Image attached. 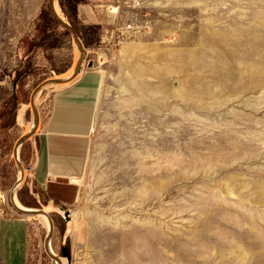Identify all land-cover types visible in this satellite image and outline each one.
Instances as JSON below:
<instances>
[{
    "label": "rangeland",
    "instance_id": "obj_1",
    "mask_svg": "<svg viewBox=\"0 0 264 264\" xmlns=\"http://www.w3.org/2000/svg\"><path fill=\"white\" fill-rule=\"evenodd\" d=\"M91 2L96 22L71 28L101 76L85 171L47 209L22 138L48 114L49 64L79 47L27 52L48 0H0V220H27V264H264V0ZM22 188L46 215L16 210ZM23 243L2 221L0 262Z\"/></svg>",
    "mask_w": 264,
    "mask_h": 264
},
{
    "label": "crops",
    "instance_id": "obj_2",
    "mask_svg": "<svg viewBox=\"0 0 264 264\" xmlns=\"http://www.w3.org/2000/svg\"><path fill=\"white\" fill-rule=\"evenodd\" d=\"M89 3L92 4L91 0ZM77 12L78 18L83 22H96L90 4L80 5ZM70 50L71 67L59 75L60 83L51 82L54 88L50 92L48 114L28 138L31 146L28 176L45 199L44 203H39L47 209L59 202L70 203L74 198L76 181L85 171L89 136L101 83V76L97 71L81 69L83 58L81 60L80 51L77 49L75 52L72 47ZM2 221H18L24 228V243L15 255L4 253L5 258L7 257L6 264H27V220L6 218L0 220V226ZM10 242L8 236V248Z\"/></svg>",
    "mask_w": 264,
    "mask_h": 264
},
{
    "label": "trees",
    "instance_id": "obj_3",
    "mask_svg": "<svg viewBox=\"0 0 264 264\" xmlns=\"http://www.w3.org/2000/svg\"><path fill=\"white\" fill-rule=\"evenodd\" d=\"M66 3V4H65ZM88 4V0H59V5L62 9L64 16L67 18L69 22V27L73 30H78V26L81 24L80 19L78 18L77 8L80 5ZM35 29H38V41H36L35 37L29 39V42L26 46V51L31 52L36 49H41L45 54L47 60L52 61L53 55H59V49L61 47L60 39L64 37L70 36V31L67 27L61 25L53 16L50 7L42 6L39 13L36 15L35 19ZM55 26H62L63 32L56 33L53 37L52 35H44V30L49 31V28H54ZM88 26V25H87ZM88 27H92L89 25ZM81 34H87L81 30ZM88 37V36H87ZM60 44V45H59ZM48 52L52 53L48 54ZM61 63V61H60ZM72 58L71 55L67 56V60L64 61L62 66H56L55 63L49 64L48 70L51 72H55L56 74H60L68 70L71 66ZM60 68V71L58 69ZM30 74V73H29ZM21 76L24 74H20ZM8 127V126H7ZM27 144H22L21 149L26 148ZM1 182V178H0ZM23 188L17 192L18 201L25 206L26 208H36L37 203L34 198H30V201H25L23 198Z\"/></svg>",
    "mask_w": 264,
    "mask_h": 264
},
{
    "label": "water",
    "instance_id": "obj_4",
    "mask_svg": "<svg viewBox=\"0 0 264 264\" xmlns=\"http://www.w3.org/2000/svg\"><path fill=\"white\" fill-rule=\"evenodd\" d=\"M48 4H49V7H50L51 12H52L53 16L55 17V19H56L61 25L67 27L68 30H70L71 34L74 36L75 41H76L77 44H78L79 51H80V54H81V60H82V58H83V54H82V51H81V47H80V45H79V43H78V37L75 35V32L71 29V27H69L67 24L61 22V21L57 18L56 14H55L54 0H48ZM52 82H53V83H60L61 81H59V80H53ZM32 132H33V131H32ZM32 132H31L30 134H32ZM28 136L30 137V135H27V136H25L24 138H22V141L25 140L26 138H28ZM17 185H18V183L16 184V186H17ZM12 195H13V193H12ZM11 199H12V198H11ZM12 202H13V200H12ZM14 206H15V205H14ZM15 208H16V210H18L21 214H23V215H25V216H32V215H46L42 210H24V209H20V208H17V207H15ZM49 229H50V230H49V233H51L52 230H53V226H52L51 222H50V227H49ZM62 255L65 256V253H63ZM55 260L58 261V258H55Z\"/></svg>",
    "mask_w": 264,
    "mask_h": 264
},
{
    "label": "bare ground",
    "instance_id": "obj_5",
    "mask_svg": "<svg viewBox=\"0 0 264 264\" xmlns=\"http://www.w3.org/2000/svg\"><path fill=\"white\" fill-rule=\"evenodd\" d=\"M54 7H55L56 12H58V7L56 6V4H54ZM18 119H21L20 114H19ZM71 219H72V218H71ZM71 226H72V225H71Z\"/></svg>",
    "mask_w": 264,
    "mask_h": 264
},
{
    "label": "built area",
    "instance_id": "obj_6",
    "mask_svg": "<svg viewBox=\"0 0 264 264\" xmlns=\"http://www.w3.org/2000/svg\"><path fill=\"white\" fill-rule=\"evenodd\" d=\"M0 198L3 199V196L1 195V193H0Z\"/></svg>",
    "mask_w": 264,
    "mask_h": 264
},
{
    "label": "flooded vegetation",
    "instance_id": "obj_7",
    "mask_svg": "<svg viewBox=\"0 0 264 264\" xmlns=\"http://www.w3.org/2000/svg\"><path fill=\"white\" fill-rule=\"evenodd\" d=\"M62 252L65 253V251H62ZM63 253H62V254H63ZM65 254H66V253H65Z\"/></svg>",
    "mask_w": 264,
    "mask_h": 264
}]
</instances>
